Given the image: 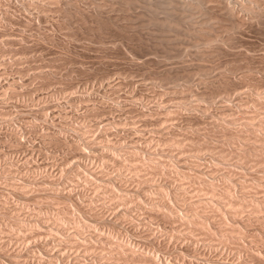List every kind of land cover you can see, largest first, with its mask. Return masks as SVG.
Instances as JSON below:
<instances>
[{"label":"rangeland","instance_id":"374dc122","mask_svg":"<svg viewBox=\"0 0 264 264\" xmlns=\"http://www.w3.org/2000/svg\"><path fill=\"white\" fill-rule=\"evenodd\" d=\"M24 1L25 0H23V2ZM48 1H45L44 2L45 6L41 7L42 6L41 3L33 2V1H32L33 3H37V4L35 5L32 2H27V1L23 3L22 0H9V2L7 0H0V169L2 168L1 169L2 172L0 170V175H1L0 191L1 190L5 191V193L4 191L0 192L1 194L0 195V208H1L0 210H2L3 208V211H4L5 206L7 205L6 202L8 204H11L10 206H14V204L17 202L18 204L16 203L15 206H19V207L26 206L25 208H23L24 211L27 208L26 209L27 211H25L26 213L29 214L30 212L31 214L34 211H35L34 213H38V209L41 206H39L38 208V205H39L37 203L39 202L37 200L38 196L33 197V195L37 194L41 190V185H39L40 181L42 180L41 177H44L43 178L44 180L46 178H50V179L58 178V176L60 177L61 175V177H64L65 180H68L67 174L69 177V175L72 174V171L74 173V170L76 171L77 169H79V172L81 169V173L89 175L90 174L89 171L91 170L96 171L95 168L97 169V171L99 170L109 171V169H106L108 167L111 168L109 173L111 174V170H112L113 176L114 175L117 176L118 174H120L121 176L123 174L125 175V173H122L123 170L117 171L115 168L116 166L114 164L113 166L112 164L110 165V163L112 162L109 161L107 158L110 157L111 153L113 155L117 153L119 156V152L124 153L123 149L125 152L132 151L136 153L138 151L139 153L142 148L141 146L143 145L145 146V144H146L145 146L146 151L148 150L149 155L154 151H155V154L156 152L160 153L162 151L161 152L162 155L160 156L158 155V157L162 159L163 161L167 159L166 162H170L171 163L170 165L173 164V166H175L174 170H176V172L177 170L180 169L178 168L180 167V165L178 166V164L180 163L182 164V161L183 162L185 161L184 163L186 164V166H187V163H189L188 165L191 166L192 168L193 166H196L199 163L198 166H200L201 168H199L198 166L196 167H198L200 171L203 168L204 169L207 168V172H205V170L204 171L202 170V172L206 173L208 176H206L202 172L200 173L204 174L205 178L208 181H211V183H213L214 181L216 182V180H213L215 178L217 179V177H215L216 174L219 175L218 177H220V175L222 174V173L220 174L222 167L224 168L223 171H225V167H226V170L229 169V171L230 169H232V172L233 170H235L234 173L235 172L239 173V174L237 173L238 176L235 174L236 177L239 179V176H240L242 180L240 181L243 183H245L246 182L245 180H247L248 184L251 182L252 178H254L255 174L251 173L253 172L254 168H255L254 173H256V170L259 168L256 173L257 175L258 174L261 175L263 173L260 171V168L263 167L264 161L261 162L263 165L259 163V161L264 154L261 156L259 151H262V149L264 151V146H263L264 144L262 145L259 144L260 143L259 139L261 138L262 140V138H264V133L263 131L259 130L261 136L258 135L259 139L258 137H256L259 141L255 138L256 140L254 142V139H252L253 136H251L252 134L254 135L252 130L258 131V128L260 125H257L253 121V118H251L250 121L254 122V124L252 125L256 126L254 127V129H251V127L249 126L250 123H248L250 121L248 120L250 117H253V116L258 119L260 118L259 116H262L260 119L264 120L263 118L264 105L262 104L264 102V25H263L264 23L263 24L260 23L259 26L257 24L259 22H255L254 24L247 23V24H244L243 26H240V28L239 27L237 28L236 26H191L192 23H189L190 21L186 19H185L186 21L185 23L184 16L181 14L180 11L173 10V12L170 11L169 13L167 11L168 12L167 14H164L165 13L164 12L161 15L164 18L163 14L164 15L169 14L168 16H165V17L171 16L172 19L168 18V20L171 21L174 19L173 22L174 21L175 23L177 22L176 23L177 26L176 24L172 26L173 23L170 24V26H168L169 22L167 23L164 21L163 23L165 24L162 25L163 23H161L160 20L163 18L157 16L158 23H159V26H158L157 25L158 23L156 22L157 20L156 21L154 20L156 18V15H158L157 13H161V12L154 10L155 12L153 13V11H151L150 9H147L149 7L144 6L141 0H139L140 1L139 3H137L138 0H126V1L125 0H78V2L77 0H71V3H69L70 1L68 0H48ZM7 2L10 3L8 6L10 8H6L8 5ZM6 3L7 5H5ZM25 3L27 4L32 3V4H28V5L26 4L25 6ZM139 4L140 5L142 4L141 5L142 7ZM209 11L210 9L206 12L204 11L205 12L204 14L208 12L207 15H210L209 13L211 12ZM5 12L6 14L9 13V15L7 14L8 15L7 17L4 16L6 15L4 14ZM150 12L151 14H149ZM170 14H174L175 16L170 15ZM181 15L183 16V18H181ZM207 15L203 17L200 15V17L202 18L198 17L197 19L207 20L208 19ZM159 18L161 19L159 20ZM181 19H183L184 22ZM180 20L183 22V24L181 23ZM179 22L182 25L184 24L186 25L180 26ZM187 22L190 26L187 24ZM253 85H255V87H252ZM257 98L261 99V101L257 100ZM251 99L253 100V102ZM254 102L255 104L257 103L258 104L255 105ZM260 106L262 107V109L260 108ZM254 110L257 112L256 114L257 116L259 115V113H262V112L263 113L262 115L260 114L257 117L254 114L256 113ZM222 114L223 115L227 114L226 116L231 114V116L226 117V116H222ZM235 116L237 117L236 118L237 121L239 119H242L241 121L239 120L240 123L239 121L238 123L236 122V124L234 123L236 121ZM244 116L246 118L249 116V118H247L248 120L245 119ZM258 119H255L256 122L258 121L257 123L259 122L263 123V121H260ZM224 121L226 122V124L224 123ZM245 121L247 122L246 126H249V128H246V129L248 131L250 130L252 132L251 134L250 132H247V130L242 129L243 127H246L244 124ZM227 122L230 126L227 124ZM219 123H222V124H219ZM240 124H242L243 126ZM225 125L226 126L228 125L230 128L228 126L226 127ZM236 125H240V126L238 127ZM262 125L261 127H264V125L263 126ZM225 127L230 129L231 132H227L228 133L227 134L225 131H227L228 129H226ZM235 127H237V130ZM223 128H225L224 131H223ZM240 128L244 132L243 133L240 130V132H242V134H240L242 135L241 137H243V134H245V137L246 136L249 137L247 133H249V135L252 137V138L250 137L252 141L250 138L246 137L247 141L250 139V142L249 141L248 142L251 144L247 143L244 140L246 138L244 137L241 138L240 135H238L240 133L238 131ZM255 128L257 129L255 130ZM62 129H66V130H62ZM219 129L222 131L224 136H222L223 134L221 133ZM171 130L173 131V133ZM66 131L68 132L66 133ZM84 131L85 133L84 135H82ZM257 131L256 133H258ZM13 132L15 133L13 134ZM48 132L49 133L51 132L50 133L51 135ZM166 132L167 133L169 132V134H167ZM236 132H237V135H236ZM231 133L233 134L235 133V138L236 136H238L241 139V141L238 138L237 140L235 138H234L235 140L227 139L226 138L227 136L231 137L233 135L232 134L230 136L229 134ZM56 134H59L60 136ZM66 134H69V135H66ZM175 134L180 138L178 139V137ZM191 134L194 136H192ZM218 134L219 136H221V139L218 136ZM9 135L13 136L14 138L10 137ZM52 135H54L55 137ZM77 135L78 136L80 135V136L78 137ZM168 135H170L172 138ZM173 135L175 136V139ZM187 135L191 140L188 137L187 138L185 137ZM56 136L66 137L65 138L66 142L65 140L63 141L66 144L65 145L61 144L60 143L61 141L57 140L58 138H56ZM125 136L127 137L125 138ZM137 136L139 139L137 138ZM160 136L163 137V140L165 139L164 145L162 142L163 140L162 138H160ZM211 136H213L214 138ZM97 137L100 140L99 139L97 140ZM120 137H123V138L120 139ZM128 137H131V138L128 139ZM141 137L143 138V140ZM154 137L156 139L159 138L157 140H161V141H157V140L155 141ZM183 137L184 139L186 140L188 139V140L187 141L184 140ZM222 137H223V140H224V137L227 139V141L229 140L228 142H232V141L233 142L235 141V142L234 143L232 142L233 144L232 143L227 144L226 139H225L226 142L225 141L223 142ZM232 137H234V135ZM83 138L84 140H82ZM124 138L126 141L124 140ZM204 138L209 141L210 140L212 141L209 142L206 140L207 142H205ZM47 139L49 142L47 141ZM87 139L95 140L96 142L95 141L92 142L91 140L89 141ZM45 140L46 142H44ZM51 140L52 142L54 141V144L50 142ZM104 140L106 141L104 142ZM108 140H111V141H108ZM112 140H114L116 146ZM173 140L177 141L176 143L177 144L179 143V144L177 145L176 143H173L175 142ZM242 140H244L245 143ZM55 141H58L59 144L56 143ZM72 141L74 143L73 146H75V143H78V144L80 143L79 144L80 146L82 145L81 146L82 149L78 145L79 153L77 149L73 148L71 144ZM77 141H82L83 143L77 142ZM84 141H86V143H89L91 145L89 146ZM99 141L103 142L102 143L103 146L102 144H100ZM168 141H170L171 143ZM239 141H240V144L242 143L244 144V146H247L246 147L247 150L245 149L246 151L243 150L244 146H243V149L241 148L244 152L239 149V147H241L239 146L240 144L239 145L237 144ZM263 141L264 139L262 140V142ZM158 142L159 143L161 142L160 144L162 145L160 146ZM193 142H195L197 145ZM211 142L212 144L214 142L213 146L211 145ZM67 143L68 144L70 143L69 147H67L68 146ZM189 143L190 144L193 143V145H190ZM220 143L222 145L223 143H225L226 147L225 146L222 147ZM110 144H111L110 146L111 148L109 147ZM131 144H133L132 149H131L132 147ZM154 144L155 145L158 144L159 146L158 145L155 146ZM172 144L173 146L175 145L174 146L175 148L171 146ZM180 144H182V146ZM215 144H218V145H215ZM58 145H60L59 148H58ZM99 145H101L102 147ZM112 145H114L115 147ZM179 145L181 147H184V149L179 148L180 147ZM184 145L187 147H185ZM199 145H201V147ZM258 145L262 147L259 150H257ZM144 146L142 150L144 149L143 150L144 154L145 153L146 154L145 155L141 154V155L146 156L148 154L147 152H145ZM164 146L168 150L164 148ZM188 146L191 148H189ZM195 146L197 148L202 149V151L200 149H197ZM228 146L230 149L228 148ZM232 146L233 147L237 146V147H234V149H232ZM105 147L107 148L106 150H105ZM112 147L114 150L112 149ZM194 147L197 149V151L200 150V152H197V151L195 152L194 150H192L193 152H190L191 149ZM211 147H213L211 150L214 149L213 150L214 152L209 150ZM256 147L257 149H254ZM62 148L65 149L67 152L63 150ZM120 148H122L121 151L119 150ZM126 148H127V151H126ZM187 148L190 153L188 152ZM216 148L218 152L216 151ZM69 149H70V152L72 151L71 153H69ZM134 149L136 150V152ZM150 149L152 152L150 151ZM164 149H166L165 153H163ZM181 149L182 151H179ZM221 149L223 150L224 154L223 152H221L222 151ZM238 149L241 151V154L239 153ZM100 150H102V153ZM205 150H207V152H211L212 154L211 153L207 154ZM229 150L232 153V155L231 154L229 155ZM232 150L234 153L232 152ZM253 150L258 151V152L256 151L257 152L256 155H251V154H255V153H252L254 152ZM173 151L175 154L173 153ZM83 152L86 153L87 155L84 154ZM167 152H169V154ZM219 152L222 154L220 155ZM225 152H227L228 154L227 153L225 154ZM235 152L239 153L240 156L242 155L241 158L240 156L238 158L237 157L238 154L236 155ZM242 152L244 153L245 158L243 157ZM94 153H95V156L97 157L95 156L93 157ZM179 153H181V156L183 158L179 156L180 155ZM191 153H194L195 155ZM198 153L199 154L203 153L202 156L205 157L207 160L205 158L203 160L202 156L199 155ZM213 153L215 156L213 155ZM78 154L81 158L78 157ZM164 154L165 155L167 154V155L164 156ZM222 155L224 156L222 157ZM249 155L253 156V158L259 157L258 158L259 160L255 159L256 160L255 161L251 157L253 159L252 160L250 158L252 160L251 162L250 159L248 160V157H250ZM105 156H108V157L104 158ZM161 156H164L166 159L164 157L161 158ZM188 156H189V161L187 160ZM213 157L215 158L216 161H218V164L217 162L215 163L214 159H212ZM225 157L226 159L228 157L230 161H232V159L235 161V159L237 158L239 160L238 161L236 160L235 162L232 161L231 163L233 164H230V163L225 164V163L230 162L224 159ZM242 157L244 159H242ZM170 158H171V161H170ZM193 158H196V159H193ZM217 158H219V160ZM262 158H264V156ZM121 159L122 158L120 157V160ZM240 159L242 160V163L240 162L241 161ZM243 161L247 162L246 165L240 166L241 164L244 163ZM254 161L261 164V167L260 166L258 167L257 166L258 163H254ZM76 162H78L79 165ZM94 162L100 165L97 166V164H95ZM126 162H129V161H126ZM200 162L202 165L205 164L206 166H209V169L205 165L202 167ZM89 163H91L92 165ZM130 163L132 164V162ZM250 163L251 165H249ZM136 164H139V163L137 162ZM136 164L133 163L134 168L136 167ZM213 164H214V167H213ZM252 164L254 168L250 167L252 166ZM31 165L34 167H32ZM86 165H88V167ZM26 166L29 168L27 169ZM82 166L86 168H82ZM237 166H240V167H237ZM6 167H8V169H6ZM73 167H76V168H73ZM112 167H114L115 169L114 168L112 169ZM128 167H129L128 169H130V172H131L132 171L131 170L132 168H130L131 166L129 165ZM218 167L220 170H218ZM244 167L246 168V170L243 172ZM17 168L19 170H17ZM70 168L72 171L70 170ZM140 168L143 169L142 166H139L138 169ZM4 169L5 171L7 170L8 172L7 171L5 172ZM144 169L146 168L144 167ZM150 169L151 168H149V171ZM190 169H184V170L190 171ZM198 169H194L195 171L194 173H197L198 171L196 172V170ZM211 169L214 172H216V170L217 172L218 171L219 172L214 174ZM115 170L117 171L116 173L114 172ZM192 170L190 172H193ZM209 170L212 171V173ZM30 172H32V174ZM33 172H35V174L38 173L36 175L37 177L39 175V178H37ZM130 172H128V175ZM146 172L149 174L152 171L148 172V168H147L146 170H143L141 174L142 175L145 174V177H146L148 176L146 175L147 174ZM176 172L174 173L176 177H174V175L173 177L177 179L178 184L183 181L180 184L183 187L190 184L189 182L195 184L196 183L195 180L199 181V179H196V178L194 179V177L191 180L194 179L195 182L190 181L191 177L185 178V177H182L181 175H180L181 179L184 178L185 181L180 180L179 178H177L178 173L176 174ZM249 172L250 174L253 175L252 178ZM43 173L44 174L46 173V174L44 175ZM133 173L131 172L129 176L126 175L128 177L126 176L125 177L129 178L131 177V174ZM156 173L157 172H155V174ZM172 173L173 172H171L170 173L171 175H168V177L172 176ZM126 174H127V170H126ZM136 174H138V171L135 172L134 175L132 176L134 177ZM141 174L140 175L138 174L139 177L135 176L134 178L139 179L141 177ZM197 174H199V172ZM213 174L214 176H212ZM247 174H248V178L246 177ZM19 175L22 176L21 180H20ZM49 175H51V177ZM192 175H195V174H192ZM259 175L257 176V178L255 177L256 178L255 180L253 179V183H256L255 185H258V187H259V183L257 182L259 181L260 183L262 181L261 184L264 185L263 183L264 179L261 178V176ZM23 176L27 180H25ZM149 176L147 178H152L151 176L153 175L150 173ZM158 176L159 174L155 177V187L160 185L158 181H160V178H162L161 176L159 177ZM10 177H13L14 180H11L13 178L10 179ZM173 177L169 179L173 180ZM236 177H232L231 179L236 178ZM258 177H259V181H258ZM199 178H201V176ZM205 178H202V179L204 180ZM243 178H247V179L243 181ZM249 178H251V180ZM260 178L262 180H260ZM186 179H189V181H187ZM231 179H229L230 181L229 180L226 181L225 179H223V182L225 184L228 182H232V183H229L231 186L233 185L234 181L238 182L236 181V179H233L232 181ZM65 180L63 182H67ZM217 180L218 182L215 184H218V183L220 184L222 182L221 181L222 178L221 180L219 178ZM25 181L26 182L28 181L27 184L31 186L32 189L30 190L25 189L26 191L25 190L16 191V189H14L13 187H10L11 185L15 184V182H17L16 184H19V183L26 184ZM185 182L188 184L185 185ZM224 183L222 185H225ZM251 183H250V186L252 185V188H253L252 190L253 192H255L254 189L256 190V188L253 186L254 184L253 183L251 184ZM201 184L202 183H200L199 187H201ZM221 184H220V187H221ZM43 185L45 186V184ZM263 185L260 187H264ZM189 186H190L189 189H191V187L192 189H194L196 184L194 187L192 185H189ZM203 186L204 184L202 185L201 189L205 191V188ZM250 186L248 189H251ZM36 187L37 188L39 187L40 190L38 191ZM260 187L259 189H261L262 191L260 192L258 188L257 190H258V194L261 193L262 196H260L261 195L260 194L258 197L257 196L258 194L256 193L257 190H256L255 192L256 197L263 198L264 189ZM157 188L158 187H156V189ZM185 188L187 190V187ZM11 189H14V190H11ZM248 189H245L244 192L249 194L251 193L252 190L250 191ZM9 190L10 192L8 194V192L6 191H9ZM236 190L233 193V195L235 196H237V194L239 193V190H237L238 193L236 192ZM246 190H248V192ZM190 191L188 192V193H192V194H189L190 196L191 195L193 196L195 194L197 195L198 193L200 195V193H202L200 192V189L199 191L196 189V192L195 191L190 192ZM23 192L24 193L26 192V193L24 194ZM194 192L195 194H193ZM21 194H23L24 196ZM29 194L31 195V197ZM203 194L205 193L203 192ZM207 195L208 193L206 192L205 196L208 197ZM238 195L240 196V194ZM2 196L3 198L1 200ZM205 196L203 195V197ZM235 196L234 198H239V196L238 197H235ZM19 197L20 198L22 197L23 199L21 198L20 199L21 201H20ZM32 197H33V201L31 202L29 200H32L31 199ZM4 198L6 201L4 200ZM26 198H30V199H26ZM45 198L47 197H44V198L41 197L42 200L39 199L40 201L46 200V202H42V204L51 202L52 200V198H50L51 200H49V198L47 199ZM208 198H206V200L208 199L207 201L211 202L209 201L210 197ZM10 199H12L13 201L12 200L8 201ZM34 199L37 201H35ZM52 201L54 203L53 204L49 203V204L53 212L56 211L57 209H61L60 208L61 205H56V206H60L56 208L55 206L56 201L55 200H52ZM23 202L27 203V205ZM3 203H5L6 205L3 206ZM39 203L41 205V202ZM68 205H67L68 207H71L69 209L70 210L72 209V212L76 213V214L73 213L74 215H78V217H81V219H84L81 212L79 213L78 212L79 210L76 209L77 207L74 208V206L70 205V203H68ZM52 206H54L56 210ZM6 207L8 208L9 205H7ZM32 209H34L33 212H31ZM246 209L244 210L247 211L249 208L247 210ZM3 211H0V216H1L0 220L2 219L0 221V226H4V227H0L1 230H3L2 228H4V230L6 229L5 225L3 224V222L6 223L5 220L9 221V218L11 217H13L11 218L12 220L13 219L20 220L23 217V215H25L24 211L20 212V214L22 213L21 214L22 217L19 215L18 212L17 213L13 212L12 216L10 215L9 218L8 216H6L7 218L6 219V218H3L4 216L2 217ZM244 213L242 215H244ZM88 214L91 215V213H88ZM26 215L23 218H27ZM249 215L250 214H247V217L249 218L252 217V215L250 216ZM242 217L240 219H242ZM245 220H247V218ZM151 221L153 222V220H150V222L149 221L148 222L150 225L153 226V224L155 223L151 224ZM228 221L229 220H227V222ZM31 225L32 223L28 226H31ZM33 225L31 226L32 228L34 227L36 229L39 227V226H33ZM155 226L156 224L153 227ZM35 229H32V230H35ZM43 229L44 227L39 228V230L42 232H43ZM44 230L47 232L48 229L45 228ZM137 233H138L137 234L138 236L136 235L137 237L136 236L133 237V235L135 234L130 235V233L129 232L127 233L126 231V234H125L126 238L125 236L124 238L128 239L132 236L131 239H128V240H131L132 242L134 241L133 242L134 244H136L137 242H138L137 245L139 243L148 244L147 241H146L147 243L143 242L145 239L141 235V231L140 232L138 231ZM24 234L22 233V235ZM2 235L7 236V233H0V236ZM123 235H124V231H123ZM135 240H136V243H135ZM234 240L233 241L231 240L230 242H233V244H235L237 240L236 242ZM214 242L218 243L217 241H214ZM250 242H251V239L248 240L247 238V240L245 241H240L238 245L240 249H243L246 251V249L247 248L249 249L250 247V246H247V245H250ZM93 243L96 244L95 242ZM25 244L27 245L28 243H25ZM214 244L215 243L212 242V245ZM240 244H242L244 248L246 247L247 248L244 249L242 246H240ZM172 245H174V243L171 244L170 246ZM212 245H210V247ZM238 245L236 243L234 245L235 248L236 246L238 248ZM1 246L2 245H0V251L1 249L3 250L5 248H7V250L8 249L14 250L18 248L16 245L8 246V247L4 246L3 248ZM96 246L98 245L96 244ZM148 246L146 245L144 246L143 244V247L145 248L147 247L145 251L149 252L150 254L155 253L153 255H157L161 257L163 256L167 258L169 256L170 258L169 257L168 258L171 260L176 255L185 254L184 251L183 253L181 252L182 249L180 248H178L181 250L180 254H177L178 249L173 246H172L173 248L170 247V249L171 250L174 249L172 251H176V255L172 253L171 250L169 251L171 254L169 252H166L165 248L167 247L169 250V247L168 246L165 247V245L164 246L160 245L162 248H164L165 250L164 252L162 251L163 250L162 248H159L160 246L157 247L155 252H153L155 248L149 246L150 248H153V251L152 250L150 251V248L148 250ZM234 246L230 245L229 248L231 249V251L230 249H227L229 250L228 252L225 249H224L225 252L224 250H218L220 248L219 246L217 247V249L211 247L214 250H211V248L209 247L208 251L210 252V255L212 254V257H210L209 253H207L208 256L204 255L206 254L205 252L207 251L205 252L202 251L204 254L198 253L200 251L199 250L197 253H195L198 259L195 258L196 257L195 254H194L195 257L193 256V258L195 259V262L196 261L198 263L201 262L202 264L204 263L208 264L210 260L214 262L211 261L212 263H209V264H213V263L214 264H242L244 261L249 260L248 259L249 256L248 258H246L247 260L245 259L244 261L239 258L241 260V263H240V260L239 259L237 260V251H239L240 249L235 250ZM232 248H234L236 252ZM160 249L161 251H159ZM35 252L38 253L37 250L33 251L34 254H36ZM71 252L74 253L75 251L73 250L67 251L68 256L70 254L69 261H68L69 264H73L72 260L76 256L75 253L72 255ZM229 252L231 253L229 254ZM247 252H250V251L248 250ZM38 254L40 255V253ZM172 254H174L175 256ZM199 254L200 256H198ZM245 254L242 256V259H244L245 256L247 257V255ZM71 255L72 256L75 255V256L72 257ZM185 255H183L182 257L183 258L185 257L187 260H191L192 257L190 255L189 256H187V254ZM214 256L215 258H213ZM87 257L88 259L85 260L86 262H90V263L95 262L92 256H91L92 259L89 257V255ZM178 257L179 256L175 257L173 260H176V258ZM202 257H205L206 259ZM199 259H200V262H199ZM0 260H1L0 261L1 264H4V263L11 264L9 263L10 261H8V258H5L4 260L2 258ZM178 261L179 260H177L176 262ZM245 263L251 264L250 261L244 262V264ZM57 264H64V263L58 262Z\"/></svg>","mask_w":264,"mask_h":264},{"label":"bare ground","instance_id":"6f19581e","mask_svg":"<svg viewBox=\"0 0 264 264\" xmlns=\"http://www.w3.org/2000/svg\"><path fill=\"white\" fill-rule=\"evenodd\" d=\"M8 2H9V0H7ZM38 2V3H41L42 4V6L41 7H44L45 5H44V2L45 1H48V0H25L24 2ZM42 1H43V3H42ZM68 1H70L69 3H71V0H68ZM126 1V0H125ZM142 2H143V4H144V6H147V7H149V8H147V9H150L151 11H153V13L155 12V11H158V12H161V13H157L158 15H156V18H157V16L158 17H161V18H163L162 17V13H164V14H167L168 12L170 13V11L171 12H173V10L174 11H180L181 12V14L184 16V21H185V19L186 20H188V21H190L189 23H192L191 24V26H236L237 28L239 27L240 28V26H243L244 24H247V23H249V24H251V23H255V22H259V23H257L258 24V26L260 25V23L261 24H263L264 23V0H141ZM7 2V3H8ZM22 2H23V0H22ZM23 2V3H24ZM32 2V3H33ZM49 2V1H48ZM73 2V1H72ZM77 2H78V0H77ZM140 1L138 0V2L137 3H139ZM7 3L5 4V5H7ZM32 3H28V4H32ZM50 3H52V2H50ZM124 3V2H123ZM9 4L10 3H8V5H7V7L6 6H4V7H6V8H10V7H8L9 6ZM12 4V3H11ZM26 4L27 3H25V6H26ZM27 4V5H28ZM33 4H37V3H33ZM40 4V5H41ZM56 4V3H55ZM24 5V4H23ZM39 5V6H40ZM59 5V4H58ZM69 5V4H68ZM67 5V6H68ZM140 5V4H139ZM142 5V4H141ZM140 5V6H141ZM31 6H33V5H31ZM71 6V5H70ZM126 6V5H125ZM139 6V7H140ZM143 6V7H144ZM142 7V6H141ZM64 8V7H63ZM69 8V7H68ZM73 8V7H72ZM65 9V8H64ZM146 9V8H145ZM145 9H144V11H145ZM153 9V10H152ZM210 9V11L209 12H211V13H209L210 15H207L208 14V12L206 13V14H204L206 11H208ZM6 10V9H5ZM57 10V9H56ZM149 10V11H150ZM155 10V11H154ZM168 11V12H167ZM205 11V12H204ZM7 12V11H6ZM6 12L4 13V14H6ZM9 12V11H8ZM201 13H203V14H201ZM213 13V14H212ZM3 14V15H4ZM8 15H9V13H7ZM4 15L5 17H7L8 15ZM149 14H151V12L149 13ZM159 14H160V16H159ZM163 14V16H164V20L163 19H161V18H159V20H160V22L161 23H163V21L164 22H169V25L168 26H170V24H172L173 23V25L172 26H174V24H176L175 23V21L173 22V20H171V21H169L168 20V18H170V19H172V17L170 16V17H165V16H168V15H164ZM170 15H174V14H170ZM181 15V18H183V16ZM200 15L203 17V16H205V15H207L208 16V19H207V17H206V19L207 20H198L197 18L198 17H200ZM3 16V17H4ZM155 16V15H154ZM153 16V17H154ZM175 16V15H174ZM202 17H200V18H202ZM155 18V20L154 21H156L157 23H158V18L156 19ZM167 18V19H166ZM174 18V17H173ZM4 19V18H3ZM154 19V18H153ZM176 19V18H175ZM166 20V21H165ZM182 21H183V19H181ZM180 20V21H181ZM181 21V23L183 24V22ZM155 22V23H156ZM154 23V24H155ZM160 23V24H161ZM185 23H186V21H185ZM165 23H163L162 25H164ZM182 24H180V22H179V25L181 26ZM187 24H188V22H187ZM158 26H159V23L157 24ZM167 25H165V26H167ZM186 24H184V25H182V26H185ZM189 25V24H188ZM256 25V24H255ZM264 25V24H263ZM263 25H261V26H263ZM156 26V25H155ZM161 26V25H160ZM176 26H177V24H176ZM190 26V25H189ZM225 28V27H224ZM227 28V27H226ZM231 28V27H230ZM234 28V27H233ZM232 28V29H233ZM228 29V28H227ZM228 31V30H227ZM226 31V32H227ZM208 32V31H207ZM217 38V37H216ZM217 41V40H216ZM252 87H255V85H253ZM256 90H258V89H256ZM259 95V94H258ZM258 97V96H257ZM260 97V96H259ZM256 98V97H255ZM254 98V99H255ZM261 98H262V96H261ZM252 100V99H251ZM251 100H250V102H251ZM257 100H260L261 101V99H258L257 98ZM256 101V100H255ZM252 102H253V100H252ZM251 104V103H250ZM253 104V103H252ZM254 104H255V102H254ZM258 104V103H257ZM257 104H255V105H257ZM259 104H261V103H259ZM263 105H264V102L262 103ZM259 106V105H258ZM262 106V105H261ZM260 106V108L262 109V107ZM264 109V108H263ZM259 110V109H258ZM141 111V110H140ZM147 111V110H146ZM145 111V112H146ZM255 111V110H254ZM256 112V111H255ZM142 113V112H141ZM149 113V112H148ZM151 113V112H150ZM243 113V112H242ZM259 113V112H258ZM263 113V112H262ZM262 113H259V115L261 114L262 115ZM155 114H156V112H155ZM227 114H228V112H227ZM227 114H222V116H226ZM252 114V113H251ZM250 114V115H251ZM255 115L257 114V112L256 113H254ZM149 115V114H148ZM218 115V114H217ZM243 115V114H242ZM246 115V114H245ZM249 115V114H248ZM253 115V114H252ZM258 115V116H259ZM150 116V115H149ZM228 116H231V114L230 115H228ZM228 116H226V117H228ZM238 116V115H237ZM240 116H241V114H240ZM247 116V115H246ZM257 116V115H256ZM257 116V117H258ZM233 117V116H232ZM245 117V116H244ZM244 117H242V118H244ZM260 118L262 117V116H259ZM225 118V117H224ZM237 117L235 116V119H236ZM240 118V117H239ZM247 118H249V116L247 117ZM246 117H245V119H247ZM251 118H253V121L257 124V125H260L259 126V128H258V131L256 130L257 128H255V130L258 132V133H256V131H254V130H252L253 131V133H254V135L252 134L251 136H253V138L249 135V133H247V135L249 136V137H247V138H252V139H254V142H255V140L257 139L256 137H258V139H259V136H261L260 135V132H259V130L260 131H263V133H264V127H261V125L264 123V120H261L260 118L258 119V118H256V117H250L249 118V120L248 121H250V119ZM258 119V120H260V121H263V123H261V122H259V123H261V124H259V123H257L256 121H255V119ZM263 118H264V116H263ZM227 119H229V118H227ZM234 119V120H235ZM220 120H222V119H220ZM226 120V119H225ZM233 120V119H232ZM231 120V121H232ZM240 121L242 120V119H239ZM238 120V121H239ZM246 120V121H247ZM230 121V122H231ZM238 121H237V119H236V121L234 122L235 124H236V122L238 123ZM240 121H239V123H240ZM245 121V122H246ZM253 121H250V122H248V123H250V127H251V129H254V127H256V126H254V125H252V124H254V122ZM222 122V121H221ZM229 122V123H230ZM244 122V124H245V126H246V124H247V122L245 123ZM214 123H216V122H214ZM224 123L226 124V122L224 121ZM223 123V124H224ZM219 124H222V123H219ZM227 124H228V122H227ZM243 124V123H242ZM242 124H240V125H242ZM255 124V125H256ZM54 125V124H53ZM60 125V124H59ZM229 125V124H228ZM227 125V126H228ZM240 125H236V126H240ZM253 127H252V126ZM264 125V124H263ZM262 125V126H263ZM63 126V125H62ZM216 126H217V124H216ZM226 126V125H225ZM226 126V127H227ZM230 126V125H229ZM228 126V127H229ZM234 126V125H233ZM232 126V127H233ZM243 126V125H242ZM249 126H246V127H243L242 129L243 130H247L246 128H249ZM219 127V126H218ZM225 127V128H226ZM58 128V127H57ZM56 128V129H57ZM63 128V127H62ZM65 128V127H64ZM220 128V127H219ZM225 128H223V131H224V129ZM230 128V127H229ZM234 128V127H233ZM236 128V130H237V127H235ZM60 129H61V127H60ZM78 129H80V128H78ZM77 129V130H78ZM214 129V128H213ZM216 129V128H215ZM218 129V128H217ZM226 129H228V128H226ZM62 130H66V129H62ZM76 130V131H77ZM82 130V129H81ZM80 130V131H81ZM175 130V129H174ZM220 130V129H219ZM240 130H241V128L238 130L239 132H240ZM83 131V130H82ZM169 131V130H168ZM172 131V130H171ZM216 131V130H215ZM218 131V130H217ZM221 131V130H220ZM242 131V130H241ZM65 132V131H64ZM68 131H66V133H67ZM69 132H71V131H69ZM219 132V131H218ZM226 133L227 132H231V130L230 129H228L227 131H225ZM234 132H235V130H234ZM238 132V133H239ZM243 132V131H242ZM242 132H240L238 135H240V134H242ZM247 132H250V134L252 133L250 130L248 131L247 130ZM10 133H12V132H10ZM15 132H13V134H14ZM49 133V132H48ZM51 133V132H50ZM49 133V134H50ZM84 133H85V131L82 133V135H84ZM167 133V132H166ZM172 133H173V131H172ZM171 133V134H172ZM175 133H176V131H175ZM221 133H222V131H221ZM221 133H220V135H221ZM225 133V134H226ZM244 133V132H243ZM246 133V132H245ZM60 134V133H59ZM59 134H56V135H59ZM64 134V133H63ZM70 134V133H69ZM69 134H66V135H69ZM75 134H77V133H75ZM167 134H169V132L167 133ZM216 134V133H215ZM223 134V133H222ZM228 134V133H227ZM233 133H231V134H229L230 136L232 135ZM16 135H17V133H16ZM15 135V136H16ZM46 135V134H45ZM51 135V134H50ZM62 135V134H61ZM128 135V134H127ZM176 135V134H175ZM192 135V134H191ZM234 135V137H232ZM231 137H232V139H231V137H229V136H227L226 138L227 139H230V140H237V138L241 141V139L238 137V136H236V138H235V133L233 134ZM236 135H237V132H236ZM259 135V136H258ZM10 137H13V136H11V135H9ZM47 136H48V134H47ZM47 136H46V138H47ZM52 136H54V135H52ZM60 136V135H59ZM63 136V135H62ZM57 137L56 136V138H58L57 140H60L61 142V144H63V145H65L66 143V137ZM78 136V135H77ZM80 136V135H79ZM78 136V137H79ZM161 136H163V135H161ZM160 136V138H162V140H163V137H161ZM165 136H167V135H165ZM168 136H170V135H168ZM174 136V135H173ZM177 136V135H176ZM190 136V135H189ZM192 136H194V135H192ZM195 136H196V134H195ZM199 136V135H198ZM208 136V135H207ZM210 136V135H209ZM218 136H219V134H218ZM222 136H224V134L222 135ZM242 135H240V137H241ZM255 136V137H254ZM45 137V136H44ZM55 137V136H54ZM71 137V136H70ZM85 137V136H84ZM99 137V136H98ZM97 137V140L99 139ZM101 137V136H100ZM127 136H125V138H126ZM140 137V136H139ZM171 137V136H170ZM178 137V136H177ZM186 138L188 137V135L187 136H185ZM191 137V136H190ZM211 137H213V136H211ZM220 137V139H221V136H219ZM229 137V138H228ZM243 137L244 138H246L245 137V134H243ZM243 137H241V138H243ZM14 138V137H13ZM45 138V139H46ZM53 138V137H52ZM68 138H69V136H68ZM72 138V137H71ZM70 138V139H71ZM104 138V137H103ZM106 138V137H105ZM121 138H123V137H120V139ZM125 138H124V140H125ZM129 138H131V137H128V139ZM137 138H138V136H137ZM137 138H136V140H137ZM142 138V137H141ZM140 138V139H141ZM155 138V137H154ZM165 138V137H164ZM169 138V137H168ZM172 138V137H171ZM180 137H178V139H179ZM189 138V137H188ZM194 138V137H193ZM193 138H192V140H193ZM206 138H208V137H206ZM210 138V137H209ZM214 138V137H213ZM216 138V137H215ZM225 137H224V140H223V137H222V140H223V142L225 141V139H226ZM235 138V139H234ZM247 138L246 139H244L247 143H249L250 142V139L247 141ZM256 138V139H255ZM17 139V138H16ZM76 139V138H75ZM95 139V138H94ZM116 139H118V138H116ZM120 139H119V141H120ZM139 139V138H138ZM157 139H159V138H157ZM156 138H155V141L157 140ZM174 139H175V136H174ZM177 139V138H176ZM183 139H184V137H183ZM190 139V138H189ZM205 139V138H204ZM211 139V138H210ZM227 139H226V141H227ZM252 139H251V141H252ZM257 139V140H258ZM264 138H262V140H263ZM65 140V142H63ZM78 140V139H77ZM82 140H84V138L82 139ZM87 140H89V139H87ZM86 140V141H87ZM91 140V139H90ZM89 140V141H90ZM100 140V139H99ZM102 140V139H101ZM135 140V141H136ZM142 140H143V138H142ZM147 140V139H146ZM152 140V139H151ZM150 140V141H151ZM165 140V139H164ZM164 140L162 141L163 142V145H164ZM170 140V139H169ZM184 140H186V139H184ZM188 140V139H187ZM186 140V141H187ZM191 140V139H190ZM207 139H205L204 141L205 142H207V141H209V140H207ZM244 140H242L244 143H245V141ZM260 140V143L259 144H264L263 142H262V140H261V138L259 139ZM258 140V141H259ZM47 141H48V139H47ZM73 141H74V139H73ZM73 141L71 142V144H72V146L74 145V143H73ZM86 141H84L85 143H86ZM92 142L93 141H95V140H91ZM106 140H104V142H105ZM108 141H111V140H108ZM107 141V142H108ZM113 142H114V140H112ZM126 141V140H125ZM130 141V140H129ZM133 141V140H132ZM132 141H131V143H132ZM155 141H153V142H155ZM157 141H161V140H157ZM173 141H175V140H173ZM180 141V140H179ZM199 141H201V140H199ZM210 141H212V140H210ZM209 141V142H210ZM218 141V140H217ZM220 141V140H219ZM225 141V142H226ZM229 141V140H228ZM227 141V144L228 143H232V142H228ZM240 141L237 143L238 145L240 144ZM12 142V141H11ZM44 142H46V140L44 141ZM49 142V141H48ZM51 143H53L54 144V141L52 142V140L50 141ZM56 143H58V141H55ZM63 142V143H62ZM77 142H82V141H77ZM88 142V141H87ZM92 142H90V143H92ZM96 142V141H95ZM98 142V141H97ZM100 142V141H99ZM118 142V141H117ZM121 142H123V141H121ZM152 142V141H151ZM166 142H167V140H166ZM165 142V143H166ZM168 142H170V141H168ZM177 141H175V142H173V143H176ZM183 142H185V141H183ZM192 142V141H191ZM221 142V141H220ZM235 142V141H234ZM233 142V143H234ZM55 143V144H56ZM83 143V142H82ZM103 142H100V144H102ZM129 143V142H128ZM127 143V144H128ZM141 143H142V141H141ZM148 143V142H147ZM159 143V142H158ZM161 143V142H160ZM159 143V144H160ZM171 143V142H170ZM193 143H195V142H193ZM193 143H189L190 145H193ZM199 143V142H198ZM203 143V142H202ZM218 143V142H217ZM232 143V144H233ZM235 143V144H236ZM253 143V142H252ZM59 144V143H58ZM60 144V145H61ZM68 144V143H67ZM70 144V143H69ZM69 144H68V146L67 147H69ZM80 144V143H79ZM78 143H75V146H73V148L74 149H77V151H78V153H79V150H78V148H79V145ZM86 144H88L89 146L91 145V144H89V143H86ZM85 144V145H86ZM95 144V143H94ZM97 144V143H96ZM107 144H109V143H107ZM114 144H115V142H114ZM120 144V143H119ZM122 144V143H121ZM134 144V143H133ZM133 144H131V146L133 145ZM138 144V143H137ZM140 144V143H139ZM168 144V143H167ZM177 144V143H176ZM179 144V143H178ZM177 144V145H178ZM183 144V143H182ZM182 144H180L181 146H182ZM186 144H187V142H186ZM185 144V145H186ZM196 144V143H195ZM200 144V143H199ZM213 144H214V142H213ZM213 144H212V142H211V145L213 146ZM219 144V143H218ZM218 144H215V145H218ZM231 144V145H232ZM249 144H251V143H249ZM60 145H58V148H59V146ZM62 145V146H63ZM79 145V146H78ZM93 145V144H92ZM106 145V144H105ZM104 145V146H105ZM123 145V144H122ZM151 145H153V144H151ZM155 145V144H154ZM158 145V144H157ZM157 145H155V146H157ZM162 144H160V146H161ZM179 145V146H180ZM184 145V146H185ZM197 145V144H196ZM202 145V144H201ZM201 145H199L200 147H201ZM207 145V144H206ZM215 145H214V147H215ZM220 145H222L221 143H220ZM226 144L225 143H223V145H222V147H224ZM237 145V146H238ZM246 145V144H245ZM71 146V145H70ZM82 146V145H81ZM81 146H80V148H81ZM87 146V145H86ZM88 146V147H89ZM99 146H101V145H99ZM102 146H103V144H102ZM101 146V147H102ZM111 146V144L109 145V147ZM112 146H114V145H112ZM115 146H116V144H115ZM114 146V147H115ZM125 146V145H124ZM131 146H129V147H131ZM144 146V145H143ZM143 146H141L142 148H143ZM145 146H146V144H145ZM144 146V148H145V152H147V154H148V150L146 151V147ZM159 146V145H158ZM171 146H173V144L171 145ZM175 146V145H174ZM173 146V148H175ZM179 147V148H183L184 149V147ZM237 146H234V147H237ZM239 146H241V147H239ZM238 147H239V149L240 150H242L243 149V146H244V144H240ZM253 146H254V144H253ZM264 146V145H263ZM107 147V146H106ZM105 147V150L107 149ZM120 147H121V145H120ZM127 147V146H126ZM148 147V146H147ZM150 147V146H149ZM154 147V146H153ZM163 147V146H162ZM168 147V146H167ZM185 147H187V146H185ZM189 147V146H188ZM196 147V146H195ZM192 148L191 149V151L190 152H193L192 150H194L195 152L197 151V149H200V148ZM206 147V146H205ZM219 147V146H218ZM226 147V146H225ZM231 147V146H230ZM234 147L232 146V149H234ZM247 146H244V149L243 150H247V148H246ZM257 147H258V149H257ZM256 148H254V149H257V150H259V149H261L262 147H260V145H258ZM260 147V148H259ZM91 148H92V146H91ZM94 148V147H93ZM111 148V147H110ZM125 148V147H124ZM133 148V146L131 147V149ZM142 148H141V151L138 153V151L136 152V150H135V152L136 153H134V152H125L124 151V149H123V152L124 153H121V152H119V156H118V154L116 155V154H112L111 152V155H110V157L109 158H107L108 156H105L104 158H107L109 161H111L112 163H110V165L112 164V166H113V164L116 166L115 168H116V170L118 171V170H123V172L122 173H125V175L123 174L122 176H124V177H122L120 174H118L117 176L116 175H114L113 176V174H112V170H111V174L109 173V171H110V169L111 168H106V169H109V171L107 170V171H97V169L95 168V170L96 171H89V175H87V174H84V173H81V169H80V172H79V169H77L76 171L74 170V173H73V171L71 170V168H70V170L72 171V174L71 175H69V177H68V174H67V178H68V180H65V178L64 177H61V175H60V177L58 176V178H46V179H44L43 180V178L44 177H41L42 178V182L40 181V183H39V185H41V190L39 189V187L37 188V190L39 191L37 194H34L33 195V197H37L38 196V201L39 202H41V205H40V203L39 202H37L36 204L38 205V208H39V206H41L39 209H38V213H34L33 212V210L34 209H32V211L31 212H33V213H31L30 214V212H29V214L28 213H26L25 211H27L26 209H25V211H24V209L23 208H25L26 206H24V207H19V206H15V204L17 203H15L14 204V206H10L11 204H8L7 202H6V204L7 205H9V207L7 208L6 206V204L5 203H3V206L4 205H6L5 206V209H4V211H3V208H2V210H0V211H3V214H2V212H1V214H2V217L3 218H6V216H8V218H9V216L11 215L12 216V214H13V212H18L19 213V215L22 217V213L20 214V212H22V211H24L25 213V215L27 216V218H23V217H25V215H23V219L21 218L20 220L18 219V220H15V219H11V218H13V217H11V218H9V221H7V220H5L6 221V223H4L3 222V224L5 225V230H4V228H2L3 230H1L0 229V233H7V236L5 235H2V236H0V245H2L1 247L3 248L4 246H13V245H16L18 248H16V249H8L7 250V248H5V249H1V251H0V259H2L3 258V260L5 259V258H8V261H10L9 263H11V264H57L58 262H60V263H66V264H69L68 263V261H69V256H70V254H69V256H68V253H67V251L69 250V251H71V250H73V251H75L74 253L76 254V256H75V258H73V260H72V258H71V260L73 261H71L73 264H202L201 262H200V259H199V262L200 263H198L197 261L195 262V259L193 258V256H194V254L195 253H197L199 250V252L198 253H203L202 251H207V252H205L206 254H204V255H207V253H209V255H210V252L208 251V248L210 247V245H212V242L213 243H215L214 245H212L211 247H213V248H216L217 249V247L219 246L220 248L218 249V250H227V249H230L229 247H230V245L232 246H234L236 243H237V245H238V243L240 242V241H245V240H247V238H248V240L249 239H251V242H250V245H247V246H250L249 247V249L247 248H244L243 247V245L242 244H240V246H242L244 249H246V251L245 250H243V249H240V247H239V245H238V248H237V246H236V248H235V246H234V248H235V250L237 249V250H239V251H237V260L240 258L241 260H245L246 258H248V256H249V260H247V261H250L251 262V264H264V196H263V198H258L259 197V195L261 194H258V190L261 192L262 190L261 189H259V187L260 186H262L263 184H261L262 183V181H261V183H260V181H259V177H258V181L259 182H257V183H259V187H258V185H255L256 183H253V179L255 180L256 178H257V176L259 175H257L256 173H257V171H258V167L260 166L261 167V162L262 161H264L263 159L264 158H262L264 155V151H263V149H262V151H259V153L261 154V159H260V161H259V163H261V164H259L258 162H255L256 160L255 159H258L259 157H256V158H253V156H250V157H248V160L252 157L255 161H254V163H258L257 164V166L258 167H256V168H258L257 170H256V173H254V170H255V168L253 167V164H252V166H250V167H252V168H254V170H253V172H251V173H253V174H255V175H257V176H255L254 175V178H252V174H250V172H249V174H250V176H251V178H252V180H251V178H249L250 180H251V182L254 184L253 186L256 188V190H257V188H258V190H257V192H256V190L254 189V191L258 194L257 196L258 197H256V193L255 192H253V188H252V185L250 186V183L248 184V182H247V180H245V179H247L248 178V174L246 175V177L247 178H243V181L245 180L246 182L245 183H243V182H241L242 180H241V178H240V176H239V179L236 177V175H237V173L238 172H235L234 173V171L235 170H233V172H232V169H230V171H229V169H227L226 170V167H225V171H223L224 170V168L222 167L221 169V171H220V177H218L219 175H217L216 173H218L217 172V170H216V172H214L212 169V171H213V173L214 174H216L215 175V177H217V179L219 178L220 180H221V178H222V182H223V179H225L226 181L227 180H229V179H231L232 177H236V178H233V179H236V181H238V182H233V185L231 186L229 183H232V182H228V183H224L225 185H222L223 183L221 182V181H219V182H221L220 184H221V187H220V184L218 183V184H215V183H217L218 182V180L215 178V179H213V180H216V182L214 181L213 183H211V181H208L206 178H205V176H204V174L206 175V176H208L206 173H204V172H202V170L204 171L205 170V172H207V168L206 169H202L201 171L198 169V167L199 168H201L200 166H198L199 165V163H198V165H196V166H198V167H196V166H193V168L194 169H198V170H196V172L198 171L199 172V174H197V173H194L195 171H194V169L191 167V166H189L188 164L189 163H187V166H186V164L182 161V164L180 163V164H178V166L180 165V167H178V168H180L179 170H177V172H176V170H174L175 168V166H173V164L172 165H170L171 163L170 162H166V158L164 157V156H166L165 154H164V156H161V158L162 157H164L166 160L165 161H163L162 159H160L159 157H158V155L160 156V155H162L161 154V152L160 153H158V152H156V154H155V151H154V149H153V151L154 152H152L151 151V149H150V151L152 152L150 155L148 154V155H146V156H143V155H141V154H144V149L142 150ZM152 148V147H151ZM156 148V147H155ZM158 148V147H157ZM164 148H166L165 146H164ZM189 148H191V147H189ZM209 148V147H208ZM213 147H211L209 150H211ZM228 148H229V146H228ZM242 148V149H241ZM63 149V148H62ZM71 149V148H70ZM70 149H69V153H71L70 152ZM82 149V148H81ZM112 149H113V147H112ZM121 149L122 148H120L119 150L121 151ZM167 149V148H166ZM166 149H164L163 151V153H165L166 152ZM172 149V148H171ZM196 149V150H195ZM205 149V148H204ZM227 149V148H226ZM225 149V150H226ZM230 149V148H229ZM238 149V151H239V153L241 154V151ZM63 150H65V149H63ZM89 150V149H88ZM96 150V149H95ZM98 150V149H97ZM104 150V151H105ZM111 150V149H110ZM114 150V149H113ZM118 150V149H117ZM118 150V151H119ZM138 150V149H137ZM160 150V149H159ZM168 150V149H167ZM177 150H178V148H177ZM177 150H176V152H177ZM187 150H188V148H187ZM201 151H202V149H200ZM200 150L199 151H197V152H200ZM208 150V149H207ZM207 150H205L206 152H207ZM214 150V149H213ZM213 150H211V151H213ZM220 150V149H219ZM222 150V149H221ZM228 150V149H227ZM237 150V149H236ZM242 150V151H243ZM245 150V151H246ZM256 150V151H257ZM66 151V150H65ZM91 151H92V149H91ZM101 151V153H102V150H100ZM103 151V152H104ZM126 151H127V148H126ZM143 151V152H142ZM158 151V150H157ZM179 151H182V149L181 150H179ZM184 151V150H183ZM216 151H217V148H216ZM215 151V152H216ZM235 151V150H234ZM254 151V150H253ZM256 151H254V152H252V153H255V154H251V155H256L257 154V152ZM67 152V151H66ZM80 152H82V151H80ZM98 152V151H97ZM170 152V151H169ZM169 152H167L168 154H169ZM188 152H189V150H188ZM187 152V153H188ZM189 152V153H190ZM204 152V151H203ZM214 152V151H213ZM218 152V151H217ZM221 152H223V150L221 151ZM232 152H233V150H232ZM244 152V151H243ZM242 152V154H243V157H244V153ZM76 153V152H75ZM84 153V152H83ZM100 153V154H101ZM120 153H121V155H120ZM138 153V154H137ZM171 153V152H170ZM173 153H174V151H173ZM172 153V154H173ZM182 153V152H181ZM181 153H179L178 155L179 156H181ZM208 153H211V152H207V154ZM227 152H225V154H226ZM234 153V152H233ZM236 153V152H235ZM239 153H236V155L238 154V158H239V156H240V154ZM258 153V154H259ZM81 154V153H80ZM84 154H86V153H84ZM106 154H108V153H106ZM140 154V155H139ZM146 154V153H145ZM144 154V155H145ZM171 154V155H172ZM175 154V153H174ZM184 154V153H183ZM191 154H194V153H191ZM199 154V153H198ZM203 154V153H202ZM202 154L200 153L199 155H201L202 156ZM206 154V153H205ZM212 154V153H211ZM216 154V153H215ZM219 154L221 155L222 153H220L219 152ZM223 154H224V152H223ZM228 154V153H227ZM232 155V153L230 152V150H229V155ZM83 155V154H82ZM87 155V154H86ZM86 155H85V157H86ZM93 155V154H92ZM105 155V154H104ZM170 155V156H171ZM195 155V154H194ZM197 155V154H196ZM210 155V154H209ZM208 155V156H209ZM213 155H214V153H213ZM212 155V156H213ZM217 155H218V153H217ZM228 155V156H229ZM234 155V154H233ZM235 155V156H236ZM84 156V155H83ZM95 156V153H94V155H93V157ZM99 156H101V155H99ZM103 156V155H102ZM175 156H177V155H175ZM185 156H187V155H185ZM184 156V157H185ZM191 156V155H190ZM198 156V155H197ZM211 156V157H212ZM215 156V155H214ZM224 155H222V157H223ZM227 156V155H226ZM242 156V155H241ZM241 156H240V158H241ZM78 157H80L79 156V154H78ZM95 157H97V156H95ZM119 157V158H118ZM120 157L122 158L121 160H120ZM168 157V156H167ZM182 157V156H181ZM180 157V158H181ZM199 157V156H198ZM210 157V158H211ZM217 157V156H216ZM231 157V156H230ZM242 157V159H244ZM81 158V157H80ZM101 158V157H100ZM179 158V157H178ZM183 158V157H182ZM181 158V159H182ZM187 158V157H186ZM202 158H203V160H204V158L205 157H203L202 156ZM209 158V159H210ZM232 158H233V156H232ZM235 159V161L237 160H239V159ZM251 158V159H252ZM98 159H99V157H98ZM192 159V158H191ZM193 159H196V158H193ZM197 159H199V158H197ZM206 159V158H205ZM212 159H214L215 160V158L213 157ZM218 160H219V158H217ZM222 159V158H221ZM224 159H226V157L224 158ZM223 159V160H224ZM250 159V160H251ZM252 159V160H253ZM92 160H94V159H92ZM102 160V159H101ZM108 160H107V162H108ZM129 161V162H126V161ZM176 160V159H175ZM179 160V159H178ZM185 160V159H184ZM188 161H189V156H188V159H187ZM207 160V159H206ZM223 160H221V161H223ZM226 160H228V161H230L229 160V158L227 157V159ZM241 160V159H240ZM252 160H251V162H252ZM259 160V159H258ZM257 160V161H258ZM83 161H84V159H83ZM87 161V160H86ZM96 161H97V159H96ZM170 161H171V158H170ZM172 161H174V160H172ZM181 161V160H180ZM179 161V162H180ZM193 161V160H192ZM200 161V160H199ZM210 161V160H209ZM227 161V162H228ZM232 161H234L233 159H232ZM232 161H230V162H228V163H225V164H233V163H231ZM234 161V162H235ZM246 161V160H245ZM245 161H243L244 163L243 164H241L242 163V160L240 161L241 163V165L240 166H242V165H246V163L247 162H245ZM103 162V161H102ZM105 162V161H104ZM130 162H132V164L130 163ZM138 162L139 164H136V163ZM198 162V161H197ZM197 162H195V163H197ZM211 162V161H210ZM217 162V164H218V161H216L215 160V163ZM220 162V161H219ZM77 164H78V162H76ZM93 163V162H92ZM95 163V162H94ZM128 164V166L130 165L131 167L130 168H132L131 170V172L133 173H135V172H137L138 171V174L140 175L141 173H142V171L143 170H146L147 168H148V172H150V171H152V172H150L153 176H151L152 178H147L149 175H150V173L148 174L147 172V174L146 175H148V176H146L145 177V174H141V177L139 178V179H135L134 177L135 176H137V177H139L138 176V174H136L134 177L132 176V175H134V173L133 174H131V177H129V178H126V177H128L129 175H130V169H128L129 167L127 166V164ZM130 163V164H129ZM133 163L134 164H136V167L134 168V166H133ZM175 163H177V162H175ZM191 163V162H190ZM203 163V162H202ZM212 163V162H211ZM223 163V162H222ZM221 163V164H222ZM239 163V162H238ZM238 163H236V164H238ZM75 164V163H74ZM76 164V165H77ZM81 164V163H80ZM89 164H91V163H89ZM95 164H97V163H95ZM104 164V163H103ZM192 164V163H191ZM194 164V163H193ZM200 164H201V162H200ZM207 164H209V163H207ZM235 164V163H234ZM79 165V164H78ZM92 165V164H91ZM98 165H100V164H97V166ZM205 164H201V166L203 167ZM249 165H251V163L249 164ZM263 165V164H262ZM32 166V165H31ZM30 166V167H31ZM84 166V165H83ZM82 166V168H86V167H83ZM87 167H88V165H86ZM104 166V165H103ZM108 166V165H107ZM133 166V167H132ZM139 166H142L143 167V169L142 168H140V169H138L139 168ZM206 166V165H205ZM218 166V165H217ZM234 166V165H233ZM240 166H237V167H240ZM27 167V166H26ZM32 167H34V166H32ZM31 167V168H32ZM69 167V166H68ZM72 167V166H71ZM77 167V166H76ZM76 167H73V168H76ZM91 167H93V166H91ZM144 167L146 168V169H144ZM206 167H208V169H209V166H206ZM213 167H214V164H213ZM216 167V166H215ZM219 167H221V166H219ZM219 167H218V170H220L219 169ZM228 167H229V165H228ZM19 168H20V166H19ZM25 168V167H24ZM29 167H27V169H28ZM38 168V167H37ZM80 168V167H79ZM98 168V167H97ZM114 167H112V169H113ZM114 168V169H115ZM149 168H151L150 169V171H149ZM178 168H176V169H178ZM191 168V169H190ZM211 168V167H210ZM251 168V169H252ZM261 168H263V169H261ZM260 168V171L261 172H263L261 175H259V176H261V178H263L264 179V171H262V170H264V165H263V167H261ZM2 169V168H1ZM0 169V170H1ZM6 169H8V167H6ZM15 169H16V167H15ZM26 169V168H25ZM90 169V168H89ZM88 169V170H89ZM93 169V168H92ZM99 169V168H98ZM184 169H190V171L192 170L193 172H190L189 170V172L187 171H185ZM216 169V168H215ZM237 169V168H236ZM239 169H241V168H239ZM239 169H238V171H239ZM17 170H19L18 168H17ZM33 170H34V168H33ZM36 170V169H35ZM42 170V169H41ZM69 170V169H68ZM103 170V169H102ZM114 171L115 173L117 172V171ZM126 170H127V174H126ZM141 170V171H140ZM246 170V168L244 167V169H243V172ZM4 171H5V169H4ZM7 171V170H6ZM5 171V172H6ZM10 171H11V169H10ZM15 171V170H14ZM24 171V170H23ZM27 171V170H26ZM37 171V170H36ZM50 171V170H49ZM125 171V172H124ZM210 171V170H209ZM208 171V172H209ZM212 171H210L211 173H212ZM241 171V170H240ZM252 171V170H251ZM1 172H2V170H1ZM8 172V171H7ZM18 172V171H17ZM25 172V171H24ZM45 172H47V171H45ZM68 172V171H67ZM66 172V173H67ZM113 172V173H114ZM120 172V171H119ZM128 172H130L129 173V175H128ZM155 172H157L156 174L158 175L159 174V176H161L162 178H160V181H158V183H160V185H158V186H156V187H158L157 189H156V187H155V177L157 176L156 174H155ZM171 172H173L172 173V176H170V177H168V175H171L170 173ZM176 172V174L178 173V175H179V177H178V175H177V178H179L180 180H184L185 181V179L183 178V179H181V177H180V175L182 176V177H187V178H190V181H194V179L196 178V179H199V181L198 180H195L196 181V186H198V187H196L195 186V184L194 183H191V182H189L190 184H188V183H186L185 182V185H187V186H185V187H187V190H186V188L185 187H183V186H181L180 184L183 182H181V183H179L178 184V181H177V179L176 178H174V177H176L175 176V173ZM200 172H202V173H204V174H201ZM260 172V173H261ZM10 173V172H9ZM21 173V172H20ZM28 173V172H27ZM31 174H32V172H30ZM34 174H35V172H33ZM42 173V172H41ZM48 173H50V172H48ZM61 173V172H60ZM63 173V172H62ZM65 173V172H64ZM69 173H71V172H69ZM145 173V172H144ZM210 173V174H211ZM4 174V173H3ZM30 174V175H31ZM36 174H38V173H36ZM35 174V175H36ZM44 174V173H43ZM46 174V173H45ZM44 174V175H45ZM58 174V173H57ZM162 174V175H161ZM192 174H195V175H192ZM199 175V176H197V175ZM214 174L212 175V176H214ZM236 174V175H235ZM239 174V173H238ZM7 175V174H6ZM13 175V174H12ZM15 175V174H14ZM25 175V174H24ZM65 175V174H64ZM126 175H128V176H126ZM156 175V176H155ZM173 175H174V177H173ZM243 175H245V174H243ZM18 176V175H17ZM20 176V175H19ZM28 176V175H27ZM32 176V175H31ZM50 177H51V175H49ZM126 176V177H125ZM143 176V177H142ZM158 176V177H159ZM196 176V177H195ZM201 176V178H199ZM211 176V177H212ZM223 176V177H222ZM238 176V175H237ZM0 177H1V175H0ZM21 177L22 176H20V180H21ZM26 177V176H25ZM36 177H37V175H36ZM35 177V178H36ZM46 177V176H45ZM150 177V176H149ZM168 177V178H167ZM173 177V180H175V181H173V180H170L171 178ZM194 177V179L193 180H191L192 178ZM210 177V176H209ZM245 177V176H244ZM256 177V178H255ZM4 178V177H3ZM8 178V177H7ZM11 178H13V177H10V179ZM23 178H24V176H23ZM23 178H22V180H23ZM37 178H39V175H38V177ZM170 178V179H169ZM202 178H205L206 179V181H205V179L203 180ZM260 178V180H262ZM16 179V178H15ZM18 179V178H17ZM25 180H27L26 178H24ZM30 179V178H29ZM159 179V178H158ZM162 179V180H161ZM233 179H231V181L233 180ZM1 180H3V179H1ZM6 180V179H5ZM11 180H14V178L13 179H11ZM33 180V179H32ZM36 180V179H35ZM67 181V182H63V181ZM157 180V179H156ZM180 180H179V182H180ZM187 181H189V179H186ZM212 180V179H211ZM241 180V181H240ZM7 181V180H6ZM16 181V180H15ZM194 181V182H195ZM225 181V182H226ZM230 181V180H229ZM257 181V180H256ZM256 181H254V182H256ZM264 181V180H263ZM4 182V181H3ZM2 182V183H3ZM14 182V181H13ZM20 182V181H19ZM26 182V181H25ZM28 182V181H27ZM27 182H26V184H16L17 182H15V184H13V185H11L10 187H13L14 189H16V191L17 190H25V189H28V190H30V189H32V187L31 186H29L28 184H27ZM101 182V183H100ZM200 182V183H202L201 184V187H202V185L204 184V188H205V191L208 193V197H210V200L209 201H211V202H208L207 200L209 199L208 197H206L205 195H206V192L203 190V189H201V187H199V185H200V183L198 184V183ZM207 182V183H206ZM208 182H210V183H208ZM1 183V184H2ZM36 183H37V181H36ZM157 183V182H156ZM251 183V184H252ZM264 183V182H263ZM43 184H45V186L43 185ZM89 184H90V186H89ZM178 184V185H177ZM193 184H194V186H195V188L194 189H192V187H191V189H189L190 188V186L189 185H192L193 186ZM198 184V185H197ZM8 185H10V184H8ZM43 185V186H42ZM6 186V185H5ZM89 186V187H88ZM193 186V187H194ZM249 186L251 187V189H248L249 188ZM257 186V187H256ZM264 186V185H263ZM1 187H3V186H1ZM34 187V186H33ZM43 187V188H42ZM220 187V188H219ZM200 189V192H202V190H203V192L205 193V194H203V192L202 193H200V195H199V193L197 194V195H199V196H197L196 194H195V192H196V189L199 191V189ZM238 188V189H237ZM260 188H263L264 189V187H260ZM3 189H5V188H3ZM14 189H11V190H14ZM35 189V188H34ZM156 189V190H155ZM239 190V193H238V191L237 190ZM245 189H248V190H252L251 191V193H246V192H244L245 191ZM190 192H192V191H195L193 194H195V195H189V194H192V193H188L189 191ZM236 190V192L238 193V194H240V196L237 194V196H235V195H233V193H234V191ZM248 190H246L247 192H248ZM1 191H4V190H1ZM0 191V192H1ZM16 191H15V193H16ZM26 191V190H25ZM32 191V190H31ZM30 191V192H31ZM34 191H36V190H34ZM33 191V192H34ZM188 191V192H187ZM197 191V192H198ZM264 191V190H263ZM6 192H8V194H9V192H10V190L9 191H6ZM29 192V191H28ZM4 193H5V191H4ZM12 193V192H11ZM24 193V192H23ZM26 193V192H25ZM24 193V194H25ZM36 193V192H35ZM188 193V194H187ZM28 194V193H27ZM206 197V198H208L207 200H206V198L205 197H203V195ZM236 194V193H235ZM264 194V193H263ZM1 195V194H0ZM21 195H23V194H21ZM30 195V194H29ZM28 195V196H29ZM39 195H41V196H39ZM210 195V196H209ZM14 196H16V195H14ZM20 196V195H19ZM24 196V195H23ZM26 196V195H25ZM27 196V197H28ZM234 196L235 197H238L239 196V198H234ZM260 196H262V194L260 195ZM5 197V196H4ZM9 197V196H8ZM10 197H12V196H10ZM30 197H31V195H30ZM33 197L31 198L32 200H29V201H33ZM40 197V198H39ZM41 197H47V198H49V200H51L50 198H52V200H55L56 201V204H55V206L56 205H61V207L60 206H56V208H58V207H60L61 209H55V207L54 206H52V207H54V209L56 210V211H54L53 212V210H51V206H50V204H53L54 202L51 200V202H48V203H43L42 204V202H46V200H44V201H40V200H42L41 199ZM233 197V198H232ZM2 198H3V196L1 197V200H2ZM22 198V197H21ZM20 197H19V200L21 199ZM47 198H45V199H47ZM7 199V198H6ZM18 199V198H17ZM23 199V198H22ZM26 199H30V198H26ZM26 199H25V201H26ZM40 199V200H39ZM248 199V200H247ZM4 200H5V198H4ZM12 199H10V200H8V201H11ZM16 200V199H15ZM35 200V199H34ZM37 200H35V201H37ZM6 201V200H5ZM5 201H3V202H5ZM13 201V200H12ZM21 201V200H20ZM28 201V200H27ZM21 203V202H20ZM23 203H25V202H23ZM22 203V204H23ZM50 203V204H49ZM68 203H70V205H73L74 206V208H76V209H78L79 211V213L81 212V214H82V216L84 217V219H81V217H78V215H74V214H76V213H74V212H72V209L70 210L69 208H71V207H68L69 205H68ZM108 203H110V204H108ZM2 204V203H1ZM18 204V203H17ZM26 205H27V203H25ZM34 204H35V202H34ZM30 205H32V204H30ZM37 205H36V207H37ZM63 205V206H62ZM65 205H66V207H65ZM68 205V206H67ZM2 206V207H3ZM34 207V206H33ZM32 207V208H33ZM68 207V208H67ZM249 210V212H248V210ZM1 209V208H0ZM244 209H246L247 211H245ZM51 210V211H50ZM243 210V211H242ZM42 211H44V212H42ZM244 212H246V213H244V215H242ZM41 213V214H40ZM74 213V214H73ZM88 213H91V215H89ZM93 214V215H92ZM247 214H250V215H252V217H247ZM249 215V216H250ZM14 216V215H13ZM242 217V219H240L241 217ZM246 216V217H245ZM1 217V216H0ZM82 217V218H83ZM20 218V217H19ZM237 218H239V219H237ZM247 218V220H245ZM7 219V218H6ZM10 219H11V221H10ZM2 220V219H1ZM0 220V221H1ZM4 220V219H3ZM150 220H153V222L151 221V224L152 223H155L156 224V226L155 227H153L155 224H153V226L152 225H150L149 224V222H150ZM227 220H229L228 222H227ZM149 221V222H148ZM2 223V222H1ZM32 223V225L33 224H35V225H33V226H39L38 228H32L31 226H28V225H30V224ZM2 225V224H1ZM0 227H4V226H0ZM29 227H31V228H29ZM40 227H44V229L46 228V229H48L47 230V232L43 229V232L42 231H40L39 230V228ZM31 229V230H30ZM32 229H35V230H32ZM45 231V232H44ZM123 231H124V235H123ZM126 231H127V233L129 232L130 233V235L132 234H135V235H133V237L134 236H136L138 233V231L140 232L141 231V235L143 236V238L145 239H143L144 241L143 242H148V244H145V243H139L138 245H137V243H136V240H135V243L136 244H134L131 240H128V239H131V237L130 238H128V239H125L126 238V236H125V234H126ZM21 234H20V233ZM22 233L24 234H27V235H22ZM140 235V234H139ZM140 235V236H141ZM124 236H125V238H124ZM138 236V235H137ZM136 236V237H137ZM135 237V238H136ZM42 238V239H41ZM198 238V239H197ZM235 239V240H234ZM243 239V240H242ZM42 240V241H41ZM133 240V239H132ZM138 240H140V239H138ZM142 240V239H141ZM199 240V241H198ZM235 241L236 242V240H237V242L235 243V244H233V242H230V241ZM214 241H217L218 243H216V242H214ZM239 241V242H238ZM93 242H95L98 246H96V244H94ZM140 242V241H139ZM142 242V241H141ZM146 242V243H147ZM172 242V243H171ZM228 242H230V243H228ZM25 243H28L27 245L25 244ZM173 244L174 243V245H172L173 247H176L177 249L178 248H180V249H182V251L180 250V249H178V253L177 254H180V251L183 253V251H184V253L185 254H187V256H191L192 258H191V260H187L185 257H186V255L185 254H183V255H185V257L183 258L182 256V254L181 255H176V251H172V250H174V249H170V247H172V246H170L171 244ZM202 243H204V244H202ZM242 243V242H241ZM245 243V242H244ZM243 243V244H244ZM141 244V245H140ZM143 244H144V246L146 245V246H151V247H153V248H155L154 249V251H153V248H150L149 246H148V250H149V248H150V251L152 250L153 252H155V250L157 249V247H159L160 245L161 246H164L165 245V247L166 246H168L169 247V250H168V248L166 247L165 249H166V252H169L170 250L172 251V253H174V254H172V255H174L175 257H177V256H179L178 258H176V260H173L174 258H172V260L171 259H169L168 257L166 258V257H161V256H157V255H153V254H155V253H153V254H150L149 252H147V251H145L146 250V248L145 247H143ZM217 244H218V246H217ZM228 244H229V246H228ZM247 244V243H246ZM20 247H19V246ZM159 247V248H162V247ZM216 246V247H215ZM15 247V246H14ZM13 247V248H14ZM172 247V248H173ZM210 247V248H211ZM241 247V248H242ZM234 248H232L233 250H234ZM163 250V252L165 251L164 250V248H162ZM176 249V250H177ZM215 249V250H216ZM5 250V251H4ZM34 250H37L38 251V253H40V255L38 254V253H36V254H38V255H36V254H34L33 253V251ZM211 250H214V249H212L211 248ZM225 250H224V252H225ZM234 250V251H235ZM250 251V252H247V251ZM255 250V251H254ZM159 251H161V249L159 250ZM229 250H227V252H228ZM230 251H231V249H230ZM162 252V253H163ZM165 252V253H166ZM236 252V251H235ZM243 252H245V253H243ZM67 253V254H66ZM72 253V255L74 254L73 252H71ZM161 253V254H162ZM170 253V252H169ZM213 253V252H212ZM214 253H216V252H214ZM218 253V252H217ZM231 252H229V254H230ZM242 253H243V255L245 254V255H247V257L245 256V258L244 259H242ZM248 253V254H247ZM89 255V257L91 258V256H92V258L95 260V262L94 263H90V262H86L85 260L86 259H88V255ZM90 254H91V256H90ZM171 254V253H170ZM169 254V255H170ZM223 254V253H222ZM233 254H234V252H233ZM71 255V256H72ZM160 255V254H159ZM196 255V254H195ZM224 255V254H223ZM74 256H72V257H74ZM165 256V255H164ZM171 256V255H170ZM198 256H200V254L198 255ZM208 256V255H207ZM229 256V255H228ZM235 256V255H234ZM239 256V257H238ZM87 257V258H86ZM195 257V256H194ZM210 257H212V254L210 255ZM233 257V256H232ZM236 257V256H235ZM234 257V258H235ZM91 258V259H92ZM181 258H183V259H181ZM195 258H197L198 259V257H197V255H196V257ZM199 258H201V257H199ZM202 258H205V257H202ZM208 258V257H207ZM213 258H215V256L213 257ZM212 258V259H213ZM192 259H193V261H192ZM206 259V258H205ZM232 259V258H231ZM236 259V258H235ZM239 259V260H240ZM177 260H179L178 262H176ZM241 260H240V263H241ZM1 261V260H0ZM7 261V262H8ZM88 261V260H87ZM93 261V260H92ZM202 261V260H201ZM204 261V260H203ZM208 261H209V259H208ZM212 260H210V262L209 263H212V262H214V261H212ZM247 261H244V262H247ZM205 262H206V260H205ZM234 262H235V260H234ZM244 262L242 263V264H244ZM208 263V264H209ZM0 264H1V262H0ZM5 264V263H4ZM205 264V263H204ZM214 264V263H213ZM246 264V263H245Z\"/></svg>","mask_w":264,"mask_h":264}]
</instances>
